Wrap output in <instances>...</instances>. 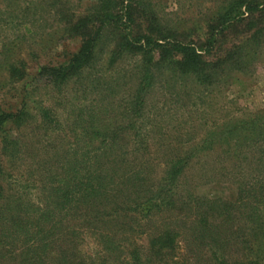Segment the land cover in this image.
Segmentation results:
<instances>
[{"label":"trees","instance_id":"trees-1","mask_svg":"<svg viewBox=\"0 0 264 264\" xmlns=\"http://www.w3.org/2000/svg\"><path fill=\"white\" fill-rule=\"evenodd\" d=\"M137 5L135 0H98L95 8L99 16L89 27L93 31L88 34L83 27H77L84 31L77 52L64 63L47 64L38 70L40 78L49 80L48 85L59 87L82 80L86 69L94 75L102 48L98 42L105 30L120 32V42L110 53V63L122 54L139 56L135 87L120 105L124 120L108 127L101 123L105 114L97 122L99 117L94 109L80 111L70 127L71 132H77L69 142L74 144L73 148L56 152L57 162L40 168L47 178L46 198H54L53 205L42 204L36 212L26 211L31 205L9 194L6 172L0 162V264H192L186 256L180 258L174 228L153 233L140 227V223L163 210L183 206L193 210L197 237L210 248L214 264H264V113L225 121L200 143V149L208 150L212 143H221L233 168L226 179L234 168H244V173L236 178L234 201L195 194L179 196V179L189 156L165 158L163 176L153 180L149 161L140 155L148 142L137 123L144 118L147 96L158 80L157 72L168 70L171 75L191 78L197 85L205 86L227 63L242 69V48L227 52L215 63L206 55L213 50L217 34L235 25L246 13L256 11L259 4L249 0L225 2L211 23L213 28L206 45L199 48L166 37L133 34L130 23ZM152 27L158 31L157 26ZM13 67L9 66V75L17 72ZM57 116L54 107L29 110L24 100L12 110L0 107L1 149L4 153L15 152L18 137H11L10 133L29 126L34 119L38 121L34 130L36 139H40L37 143L47 147L50 142L40 136L60 128ZM117 149L121 153L116 155ZM221 165L225 169L223 162ZM81 210L93 211L78 219L92 223L91 235L99 244L94 254L84 251V247L89 248L82 231L73 230V237L69 238L70 232L63 228L61 212L72 211L77 216ZM44 218L52 221L48 230L35 227L33 231L32 223ZM246 233L250 234V243ZM138 234L146 235L148 248L136 242Z\"/></svg>","mask_w":264,"mask_h":264},{"label":"rangeland","instance_id":"rangeland-1","mask_svg":"<svg viewBox=\"0 0 264 264\" xmlns=\"http://www.w3.org/2000/svg\"><path fill=\"white\" fill-rule=\"evenodd\" d=\"M228 1L135 0L138 8L130 27L133 34L166 37L199 48L206 45L213 28L211 23L220 7ZM249 1L259 4L258 9L246 13L235 25L217 34L213 50L206 55L211 63H215L227 52L242 48V69L227 63L205 86L197 85L191 78L171 75L168 70L157 72L158 80L147 96L144 118L137 121L148 142V147L140 150V155L149 161L153 180L163 176L165 158L189 156L179 179V196L195 194L209 199L235 200L236 178L244 173V168H234L233 174L226 179V174L233 168L226 160L229 155L222 152L221 143H212L210 150L206 147L200 149V143L208 134L217 132L225 121L248 119L257 112L264 113V1ZM97 2L0 0V107L12 110L24 100L29 110L54 107L60 121V128L40 136L43 141L50 142L44 148L39 146L40 139L35 137L34 130L38 127L35 119L29 126L10 133L11 137H18L15 152L4 153L0 138V162L6 172L9 194L14 199L24 200L27 206L29 203L28 212H36L42 204H54V198L53 201L46 198L47 178L40 168L56 163L59 158L56 152L73 148L74 144L69 142L77 132H71L70 127L74 119H78L79 112L94 109L99 117L97 122L105 114L101 123L112 127L124 120L120 105L130 97L136 84L139 56L122 54L110 63V53L120 42V32L108 30L103 31L98 42L102 48L94 75L86 69L82 80L71 81L62 87L48 85L47 78L38 76L41 67L64 63L77 52L84 39V31L77 30V27H83L88 34L93 31L94 28L89 30V27L99 16L95 8ZM152 25L157 26L158 31H154ZM94 27L97 28L98 24ZM12 64L17 72L9 75L8 68ZM120 153V149L115 152L116 155ZM220 162L224 163L225 169ZM92 213L91 210H81L77 217L72 211L61 212L63 228L70 232L69 238L73 237V230L82 231L83 236H87L85 245L89 248L84 247V251L90 254L98 250L99 244L91 235L89 226L92 223L78 218ZM194 217L193 210L187 206L177 207L159 212L140 223V227L153 233L174 228L180 258L186 256L192 264H214L209 256L210 248L197 237ZM48 221L44 218L41 222H33V231L35 227L48 230L52 222ZM249 236L246 233L250 243ZM136 242L148 248L146 235L138 234ZM236 251L237 245L232 254L235 255ZM238 253L240 257L241 249Z\"/></svg>","mask_w":264,"mask_h":264}]
</instances>
